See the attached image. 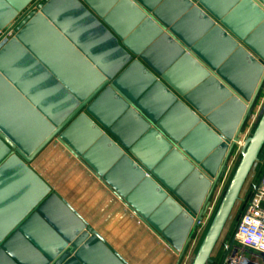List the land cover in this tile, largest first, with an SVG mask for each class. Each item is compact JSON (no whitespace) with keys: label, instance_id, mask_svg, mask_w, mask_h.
I'll use <instances>...</instances> for the list:
<instances>
[{"label":"water","instance_id":"95a60500","mask_svg":"<svg viewBox=\"0 0 264 264\" xmlns=\"http://www.w3.org/2000/svg\"><path fill=\"white\" fill-rule=\"evenodd\" d=\"M33 1L0 0V32ZM263 85L264 0H40L0 46V264H128L31 169L48 147L177 264ZM263 152L264 107L190 264Z\"/></svg>","mask_w":264,"mask_h":264},{"label":"crops","instance_id":"0c3cea01","mask_svg":"<svg viewBox=\"0 0 264 264\" xmlns=\"http://www.w3.org/2000/svg\"><path fill=\"white\" fill-rule=\"evenodd\" d=\"M169 122L176 129V122L170 120ZM30 167L69 206L76 209V213L92 229L102 235V238L109 242V245L117 246L115 249L118 254L128 264H138L139 259L140 262L148 259L153 261L159 255L161 260L155 261V263L176 264L177 255L169 253L165 244L150 234L149 230L112 192L107 190L98 180H93L64 151H55L53 147H48ZM75 177H77V180L74 181L77 189L71 191L69 185ZM126 232L129 234L137 233V237L129 244ZM123 233V237L117 238ZM115 239L119 240L116 241ZM111 245L110 247H112ZM130 247L132 249L139 248L142 253L137 255L128 250ZM182 259L177 264H181Z\"/></svg>","mask_w":264,"mask_h":264},{"label":"built area","instance_id":"2783aa9c","mask_svg":"<svg viewBox=\"0 0 264 264\" xmlns=\"http://www.w3.org/2000/svg\"><path fill=\"white\" fill-rule=\"evenodd\" d=\"M39 1L40 0H34L26 8V10L28 8L30 9V11H28L27 13L35 11L36 5L39 3ZM24 14L25 13H22L19 16H22ZM20 19L17 22H15L14 20L7 31L0 32V46H2L15 34L17 27L21 22ZM263 104L264 85L241 131L240 142H237L235 147L237 153H239L248 133L255 125L258 117L260 116V112L264 107ZM259 163L262 166V170L257 179L253 180L250 184L248 188V194L242 201L243 210L238 217L235 229L232 234V240L240 248L244 250H250L258 254L259 261L257 264H264V152L262 153V158ZM208 211H211L210 206L207 208L205 215L202 217V220L197 224V228L190 242H193L195 239H197L200 232L204 229L209 216V214L207 215ZM183 259L185 258L183 257ZM234 261V259H230L229 263L234 264Z\"/></svg>","mask_w":264,"mask_h":264},{"label":"rangeland","instance_id":"374dc122","mask_svg":"<svg viewBox=\"0 0 264 264\" xmlns=\"http://www.w3.org/2000/svg\"><path fill=\"white\" fill-rule=\"evenodd\" d=\"M28 11H30L29 8L26 10V12H24L25 14L22 16H19L15 20V22H17L20 18H21L20 21H22V19L27 14H29V13H27ZM263 106H264V104H263ZM258 119H259V117H258ZM256 123H257V121H256ZM256 123H255V125H256ZM255 125L252 127V129L248 133L246 139L248 137H250V135L252 134ZM239 159H240V154L237 153V150L235 148L231 154L230 159H229L225 176H224L223 180L220 182L219 186H217V188L215 189L213 195L211 196L210 205H209L211 211H208V213H207V215L209 214L208 219H207V223H206L204 229L198 235L197 239H195L193 242H190V244L188 245L186 252L183 256L185 259L186 258L187 259L186 260L182 259L181 264H190L192 262V259H193L194 255H195V253H196V251H197V249H198V247H199V245H200V243H201V241L205 235V232H206V230H207V228H208V226H209V224H210V222H211V220H212V218L216 212V209H217V207H218V205L222 199L224 191H225L227 184H228V182H229V180H230V178H231V176H232V174H233V172H234V170L238 164ZM261 167L262 166L259 162H256L254 164V166L252 167L250 174H249V176H248V178H247V180L243 186V189L239 195V199L236 202V204H235V206H234V208L230 214V217L227 220V223L223 229L222 235H221L219 241L217 242V245L215 246V248L212 252L211 264H230L229 263L230 259L235 260L234 264H257L258 263L259 255L250 251V250H244V249L240 248L236 243L233 242L232 234H233V231L235 229L238 217H239L241 211L243 210L242 201L244 200V198L248 194V188H249L250 184L252 183L253 180H256L258 175L260 174V172L262 170ZM75 180H77V177H75L73 179V181L70 182L69 188L71 191H73L74 189H77L76 188L77 185H76V183H74ZM66 188H68V187H66ZM73 210L75 211L76 209H73ZM127 234H128V238H129L128 244L130 242H132V240L134 238L137 237V235H136L137 233H134V234L130 233L129 234V232H128ZM100 236L102 237V235H100ZM123 236H124V233L119 235L117 238H121ZM103 240L109 245V242H107L105 239H103ZM117 240H119V239H117ZM111 246H112L111 248L117 252V250L115 249V247H117V246H115V247L113 245H111ZM128 250L131 252H135V254H137V255L140 254V252H141L139 250V248L132 249L130 247ZM160 257L161 256L159 255L157 258H154L153 261H152V259L151 260L148 259L147 261L143 260L142 262H140V259H139L138 264H141V263L157 264V263H155V261H160L161 260Z\"/></svg>","mask_w":264,"mask_h":264},{"label":"bare ground","instance_id":"6f19581e","mask_svg":"<svg viewBox=\"0 0 264 264\" xmlns=\"http://www.w3.org/2000/svg\"><path fill=\"white\" fill-rule=\"evenodd\" d=\"M240 139H241V138L239 137V141H238V143L240 142Z\"/></svg>","mask_w":264,"mask_h":264}]
</instances>
